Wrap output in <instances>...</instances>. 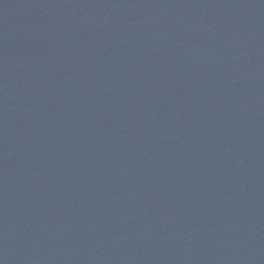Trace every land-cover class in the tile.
<instances>
[{
  "label": "water",
  "instance_id": "water-1",
  "mask_svg": "<svg viewBox=\"0 0 264 264\" xmlns=\"http://www.w3.org/2000/svg\"><path fill=\"white\" fill-rule=\"evenodd\" d=\"M0 264H264V0H0Z\"/></svg>",
  "mask_w": 264,
  "mask_h": 264
}]
</instances>
